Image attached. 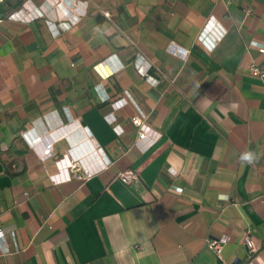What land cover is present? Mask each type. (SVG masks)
Segmentation results:
<instances>
[{"label":"crops","instance_id":"obj_1","mask_svg":"<svg viewBox=\"0 0 264 264\" xmlns=\"http://www.w3.org/2000/svg\"><path fill=\"white\" fill-rule=\"evenodd\" d=\"M75 1L0 0V264H264V0ZM70 148L107 167L53 182Z\"/></svg>","mask_w":264,"mask_h":264},{"label":"built area","instance_id":"obj_2","mask_svg":"<svg viewBox=\"0 0 264 264\" xmlns=\"http://www.w3.org/2000/svg\"><path fill=\"white\" fill-rule=\"evenodd\" d=\"M86 1L76 0L74 5H82L84 6ZM252 8L248 7L246 9L247 13L252 12ZM103 13L110 18L111 13L109 10L104 9ZM70 14V13H69ZM72 20L78 21L81 18L80 14L70 15ZM260 49L264 51V45L260 46ZM188 50L180 53L182 57H186L188 55ZM140 53V51H139ZM102 62L98 63L96 66L102 64ZM115 68L111 67V70ZM249 71L264 80V68L261 67L257 62L252 61L249 64ZM137 113L133 115L132 122L134 125L138 127V137L135 141V144L139 147V149L143 152L150 149L159 139L160 133L152 135L150 133V129L145 122L146 113L138 104ZM116 117L110 119V123H114ZM81 124L78 120L71 121L69 123H64L57 128L49 131L45 135H38L34 130L29 129L23 132L25 137L29 140L32 148L37 152L41 159L46 160L54 156V146L55 143L60 140L62 137L67 136L69 133L73 132L76 129H80ZM91 153H78L74 152L72 148L69 151L65 152L61 156L55 159L56 166L58 171L50 174V178L55 183H61L65 181L72 180L74 177H82V178H91L95 174L99 173L103 169L107 167V163L102 160L96 149H92ZM119 177L130 183L138 177V173L133 169H127L119 172ZM4 233L0 230V239H3ZM230 240L228 235H222L219 238L209 239L208 245L211 249H213L220 258H223L222 252L224 245ZM245 243L252 249L257 250V245L254 240V236L252 234V230L249 229L245 234ZM228 264H236V263H228Z\"/></svg>","mask_w":264,"mask_h":264},{"label":"clouds","instance_id":"obj_3","mask_svg":"<svg viewBox=\"0 0 264 264\" xmlns=\"http://www.w3.org/2000/svg\"><path fill=\"white\" fill-rule=\"evenodd\" d=\"M254 154L251 152H245L241 155L240 159L242 162L251 163L254 160Z\"/></svg>","mask_w":264,"mask_h":264}]
</instances>
